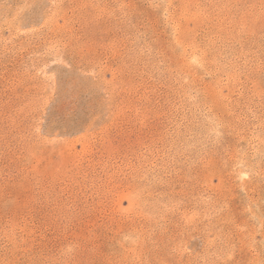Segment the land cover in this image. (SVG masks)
<instances>
[{"label": "rangeland", "instance_id": "rangeland-1", "mask_svg": "<svg viewBox=\"0 0 264 264\" xmlns=\"http://www.w3.org/2000/svg\"><path fill=\"white\" fill-rule=\"evenodd\" d=\"M0 264H264V0H0Z\"/></svg>", "mask_w": 264, "mask_h": 264}]
</instances>
